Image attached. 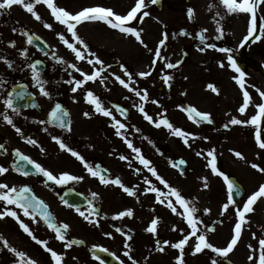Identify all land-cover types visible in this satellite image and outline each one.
Returning <instances> with one entry per match:
<instances>
[{
	"label": "rangeland",
	"instance_id": "rangeland-1",
	"mask_svg": "<svg viewBox=\"0 0 264 264\" xmlns=\"http://www.w3.org/2000/svg\"><path fill=\"white\" fill-rule=\"evenodd\" d=\"M54 2L58 7H62L72 14H76L91 4L102 3L112 8L115 13L122 15L135 4V0H54ZM145 3H148V0H145ZM210 6L212 7L210 8ZM189 7L195 9V17L192 23L187 19V9ZM146 10L150 12V15L145 17L142 23L139 22V17L137 21L132 22V26L143 29L142 37L145 43H147L150 48L155 49L158 41L162 38V33L166 32L169 38L167 46L162 49V55L167 57L170 62L175 63L177 60H180L182 51H186L189 54L181 66L175 69H165V72L173 77L171 87L165 86L161 79V62L157 63L150 77L140 78L136 76V73L140 71L149 70L153 53H150L144 48L133 36L121 33L118 30L114 31V29L100 21L98 23L83 22L77 26L79 36L88 43L90 50L95 52L105 62V66L110 65L111 67L106 68L103 74L107 76V80H105L103 84L97 80L96 82H88L81 88V90H83L80 92L81 99L85 101V90H92L95 94H101L102 99H118L130 109L131 119L124 122L129 126L124 134L128 139L132 140L136 147L141 148L143 155L152 161L158 173L166 178L171 186L177 188L186 199L194 200V203L200 210L198 213L200 219L204 221L205 225L214 224L215 226V231L212 233L207 232L204 226H200L202 230L206 232L209 242L213 243L215 246L224 247L233 234L231 226L234 219L231 208L224 216L220 215L222 204L225 203L227 199L224 179L222 176L214 174L211 170H207V160H205L203 155L197 156L196 153H206L210 149H215V154L219 157L218 168L222 169V172L227 175H236L246 187L247 193L250 191L253 184L254 186L252 188L264 177V173L260 171L257 173V170L251 171L250 167L246 168L244 166L257 163L261 167H264V150L257 147V145L254 144L255 142L253 143V141H256L255 135L250 131L251 128H255L254 126L248 124L249 132L243 137L235 134V128L233 129L232 127H239L244 124L230 125L231 133L218 136L209 128L189 120L186 111L183 109L184 105L188 104L200 111L208 112L218 125L228 123L233 116L246 121L249 120L251 116L255 115L257 109L255 105L260 103L257 100H254L252 106L250 107L249 105L245 113L241 114L238 112L240 106L236 107L237 104L229 102L222 97L220 99L222 94L226 95L227 98H232L236 92L234 87L230 86L227 81L228 72L220 70L229 69L226 61L227 54L213 49H208L204 53L197 50V45L200 44L197 33L202 29H208L205 34L208 38V43H215L218 48L226 46V48L233 49L234 52V49L237 48V45L241 43L243 37L247 34L250 16L246 13L228 14L224 6L217 0H188L187 3L185 0H162L160 9H156L154 5L149 4ZM36 11L40 14L41 20H36L30 13H27L21 5H13L9 9L0 10V56L13 60L18 66H23L24 64L23 58L18 54L19 49L27 47L31 59L32 56H38L33 48L26 44L25 36L21 34V27H27L39 34L51 46V50L55 51L59 57H62L68 63L77 64L84 72L90 73L92 71V66L86 61H77L74 54L59 40L57 33H64L65 36L70 39V33L67 32L66 26L54 19L51 10L48 9L45 4L41 3L36 5ZM217 12L220 13L219 16L216 15ZM213 17L219 20L220 24L223 26L224 36L220 40L214 39L217 35V24ZM260 17H264V5L258 10L257 20H259ZM45 23L51 24L53 27L48 29L44 27ZM13 28H16L18 31L14 33L12 31ZM181 29H185L188 33H191V35H179ZM173 33L176 34L175 38H173ZM10 41L16 42L15 48L9 46ZM259 43L262 44V50L264 51V37ZM234 58L236 61H239V59H237L238 57ZM46 60L47 69L44 75L45 78L51 82L47 85V88H50V85L60 84L66 87L64 89L71 92V85L64 83V81L70 78L68 72H71L73 77L82 79L80 73L72 69H68V72H65L62 70V66L57 65L54 60L48 58ZM221 60L225 62L224 68L218 65V61ZM121 64L133 74L135 80L133 87L148 90L149 100L145 103V110L148 114L153 116L154 120L166 117L175 127H180L187 132L194 133L196 138L189 140L191 147L185 145L181 137L173 135L166 127L161 126L157 128L152 123H149L144 119L138 109L133 106L134 104L140 103L139 98L116 82L111 75L115 73L127 79L120 67ZM66 66L67 65H64L63 67ZM57 68L59 72L55 71ZM213 69L218 71H214ZM0 74L12 80L25 79L29 83H33L30 70H9L2 61H0ZM185 77H187V79H185ZM210 83L218 89L219 94L212 92V90L207 87ZM228 91H230V93ZM125 97H128V99H125ZM0 99H3V97L0 96ZM216 99H220L222 102L218 103L215 101ZM152 100L159 101V105L153 104L151 102ZM178 105H182L183 109L178 107ZM161 113H163V117ZM215 116L219 117L215 118ZM133 125L135 128L140 129V131L136 132L132 127ZM262 130L264 133V124ZM108 137H110L108 134L104 135L97 141H101L103 143V148L110 152L109 146L105 145V141H107ZM145 137H147V139H145ZM204 137H208V139L205 140ZM245 137L247 140L242 141L241 138L243 139ZM149 140L152 141V143H149ZM115 142L118 143L116 147L119 148L118 152L121 155L129 157L131 167H129V161H126L129 170L135 173L136 168H141V173L139 175L135 173L136 177L140 180L139 186L141 194L147 187L143 182V177L145 176L152 180L153 184L160 188L162 192L168 191V189L161 185L155 177H152L146 169H143V166L140 165L136 159L134 160V154L131 153L130 149L127 151V145L124 140L118 138ZM48 147L53 149L52 153L54 155L50 152L46 158L53 160L52 162H56L59 165V173L71 172L73 175L77 176L83 173L85 170L84 165L70 153L61 150L53 141H49ZM76 147L78 148L76 151L80 152L85 159L89 156L90 153L87 152V147H85V145L78 144ZM237 151L242 154L243 158L235 155ZM171 155L184 157L188 161L189 166L193 168L192 173L185 175L178 173L166 160V158ZM203 177H207L209 186L206 189L203 187L204 181L201 179ZM147 195H150L152 199H150V202L145 200L146 202L140 203L139 214L142 218L149 220L148 218L153 216L150 213L157 212L163 213V218L169 217L171 221L170 225H177V231L174 232L171 230V236L173 237L172 241L183 235L179 232V229H185V234L190 231L182 216L173 214L165 205L157 203L154 193H147ZM172 199L173 202H175L174 197ZM126 204L127 203H125V205ZM259 205L263 206L264 203ZM115 208L121 211L126 209L123 207V203L116 205ZM205 208L210 209L208 214L203 213V209ZM178 211H182V209L178 207ZM63 214L65 213L63 212ZM65 215L69 216L68 214ZM249 216L251 219L247 223L248 226L251 228L256 227L254 223V220H256L259 224L258 227L264 229V221L262 217L258 215L257 210L251 212ZM68 218L73 228H76L79 232L84 231V229L81 228L83 220L76 219L75 217L73 218L71 215ZM217 220H221V224H217ZM83 223L86 224L85 222ZM148 223L150 222L148 221ZM87 226L91 227L92 230L95 229L92 225L90 226L88 224ZM256 233V238H264V234L258 235V230ZM190 241L191 242L185 247V263L210 264V260L213 256L208 250H204V252L200 253L203 254L204 257L197 255L192 256L189 254V251H192L194 247L195 238L193 237ZM252 243L253 235L251 231L246 229V231H243L238 245L227 258L234 264H253V262L247 259L248 255L251 254L248 245ZM257 248L258 245L253 246L254 250ZM178 254V250L169 247L167 249L165 264H176L175 257ZM256 255L258 257V253H256ZM78 256L71 264H81L80 258L82 257L80 251ZM143 264H151V260L143 261ZM220 264H222L221 260Z\"/></svg>",
	"mask_w": 264,
	"mask_h": 264
},
{
	"label": "snow or ice",
	"instance_id": "snow-or-ice-1",
	"mask_svg": "<svg viewBox=\"0 0 264 264\" xmlns=\"http://www.w3.org/2000/svg\"><path fill=\"white\" fill-rule=\"evenodd\" d=\"M160 2V0H148V3H145V0H135L134 6L130 8V10L124 14H117L113 11L112 8L109 7H101V6H93V7H85L81 11L77 12L76 14H72L66 9L62 7H58L54 0H0V10H6L11 8L13 5H21L23 9L30 13L36 20H41V16L36 11V5L38 4H45L48 9L51 10V14L56 21L60 24L66 26V30L70 33V39L65 36L64 33H57L59 40L69 49L75 56L77 61H86L89 65L92 66V71L84 72L80 67L77 66L75 63H68L62 57H59L55 51L52 52H44L42 48L36 41H41L42 38L36 35L35 33H30L27 30L21 32L23 36L26 37V44L29 46H35L37 51L43 53V55L50 57L52 60L55 61L57 65L62 66V70L68 72V69H72L77 73H80L82 79H77L72 76L71 72H68L69 79L64 81L71 85L70 91L72 93H77L81 88L84 87L88 82H96L97 80L100 81L101 84L107 80V76H104V72L106 68H110L111 66H105V62L93 51L90 50L88 43L79 36L77 32V26L85 21H101L107 24L110 28L116 29L121 33L130 34L135 38L137 42H139L144 48H146L150 53H153V57L150 63L149 70L140 71L136 73V76L140 78H147L152 75L153 70L158 62L162 63L161 67V79L165 86L171 87V81L173 77L165 72V69H175L179 65L182 64V60H177L175 63L170 62L167 57L162 55V49L167 46L168 41V34L162 33V38L158 41V44L155 49H152L145 43L142 32L143 29H138L135 26H132L133 21H137L139 17V22L142 23L145 17L150 15V12L146 9L148 8L149 4L156 5ZM220 4L224 6L228 14L233 13H246L249 14L250 19L248 22L247 27V34L243 37L240 46L243 47L245 43L251 41H260L262 37H264V17H260L261 23L257 24L258 18V10L264 5V0H220ZM212 6H210L211 8ZM217 16L220 15L219 12L216 14ZM187 17L189 20L194 19L195 17V9L189 7L187 9ZM217 24L216 32L217 35L214 37L216 40H220L224 36L223 26L220 24L219 20H216L213 17ZM44 27L51 29L53 26L51 24L45 23ZM12 31L15 33L18 30L13 28ZM208 29H202L199 33H197V37L200 41V44L197 45V50L201 53H204L208 49H213L219 51L221 53H226V61L227 66L232 69L238 75L232 77V79L239 85L240 89L242 90L243 95V103L239 107L238 112L244 114L246 109L249 108V105L252 103V98L246 89V81L245 76L246 73L241 69L238 65L236 59L232 55L233 49L226 48V47H219L215 43H208L207 42V33ZM181 36H190L191 33H188L185 29H181L179 32ZM176 34L173 33V38H175ZM46 47L48 46L46 42H44ZM202 45V46H201ZM9 46L15 48L16 42L10 41ZM18 54L24 60L23 66H18L15 64L13 60H10L7 57L0 56V61L4 62L9 70H18L24 71L25 69L30 70L31 72V80L33 82V86L36 87L39 93L47 98H51L52 93L48 90L47 85L51 83L48 79L45 78V68L43 67L44 61L41 59H34L32 60L29 56V50L27 47L19 49ZM67 65L66 67H63ZM218 65L221 68L225 67V62L223 60L218 61ZM99 66V67H97ZM121 69L124 72V75L127 79L122 78L120 75H116L112 73L111 75L114 77V80L118 82L121 86L127 89L130 93H133L137 98H139L140 103L134 104L133 106L138 109V111L143 115L144 119L147 120L149 123H152L155 127L160 128L161 126L166 127L169 129L173 135L181 137L185 145L191 147L189 144L190 139H195L196 135L191 132H187L180 127H175L172 122H170L166 117L161 118L159 120H154L153 116L149 115L148 112L145 110V103L149 100V92L147 89H139L133 87L135 84V80L133 78V74L130 73L127 68L124 67L123 64L120 65ZM187 79V77H185ZM8 83L7 78L0 74V89H3L4 86ZM27 85L23 83H18L17 85L13 86L11 90L7 91L6 98L2 100V103L5 106V111L0 112V118L6 122L7 125H10L17 134H19L26 143L30 145H36L40 148L41 152H44L45 149L43 146L40 145V142L36 139L32 138L31 136H25L21 127L17 126L14 122V119L11 115L8 114V110L15 113L16 115L20 114V108L17 105V101L25 100L26 96L32 95L34 97V93L27 92ZM207 87L212 90L214 93H218V89L213 84H208ZM254 87V86H253ZM20 90H17V89ZM256 92L264 101V91H261L259 88H256ZM75 99V97H73ZM128 99V97H125ZM85 101L89 105L93 107L94 112L99 113L105 117H109L113 123L112 127L115 129V135L120 137L124 140L127 148L131 150V153L134 154V158L139 162L140 165L143 166V169H146L148 173L151 174L152 177H155L157 181L161 185H163L167 192H162L160 188L156 187L153 184L152 180L148 179L147 176L143 177V182L147 187L144 189V193H154L155 200L157 203L161 205H165L171 212L175 215L182 216L186 222L187 228L190 229L185 234V229H179V232L182 235L176 242H171L167 239L161 242L160 239H156L155 241V250L159 252L165 251V246H170L173 249L178 250V255L175 257L176 264H185L184 254H185V247L189 244L190 239L193 237L195 238V244L192 248V254L196 255L198 253L204 252V250H209L211 253L214 254V257L211 258L210 264H220V258H227L230 253L238 245V242L241 240L242 237V230L243 226L248 223L246 219V214L251 213L254 211L253 205L256 204L258 199L264 198V184H260L258 189L252 192L250 195L247 196V199L244 201L243 206L240 207L238 202L234 199V194L239 196L241 194L239 186L236 185L233 181L229 179L227 175H225L222 171L219 170L217 167V158L215 155V149H210L206 153L197 152V156L203 155L204 158L207 160V166L211 169L214 174L222 176L224 179L225 184L227 185V199L226 202L222 204V209L220 212L221 216H224L226 212L229 211L230 208L235 209V215L237 220L233 226V234L231 235L230 240L227 242L226 246L218 247L215 246L213 243L209 242V239L206 235V232L202 230L200 226H204L207 232H214L215 226L212 225H205L204 221L200 219L198 215L199 209L197 208L194 200L186 199L178 190L177 188L171 186L169 182L164 178L161 174L158 173L155 166H153L152 161L147 159L143 153L141 148L136 147L131 139L124 134L127 131L128 125L122 122L113 115V111L104 106L101 99L92 91L86 90L85 91ZM153 104L159 105V101L152 100ZM32 107H38L37 104L33 103ZM115 109L119 111L122 116H126L127 109L120 106L114 105ZM178 107L183 109L182 105H178ZM255 107L257 108V114L251 116L249 120H241L237 117L233 116L228 123L224 124V128H229L230 125H241V124H250L255 127V140L258 147L264 150V139H262V129L261 123L262 118H264V102L256 104ZM188 119L192 120L194 123L200 122H207L208 124L213 123V118L210 113L203 112L195 108L194 106H189L186 109ZM166 112V110H165ZM85 117H89L90 113L85 112ZM163 117V113H161ZM70 113L64 109V107L59 103H55L54 107L51 109L50 118L47 123H58L61 129L70 132L71 131V120H70ZM39 124H45L46 121L39 120L37 121ZM136 132H139L140 129L135 128L132 126ZM124 130V131H122ZM43 131L48 132V128L45 127ZM51 139L59 146V148L63 151H67L73 157L78 159L85 167L86 171L92 176L99 179L100 184L102 185H116L118 186L124 193H126L130 197L137 196L136 187H129L126 186L119 177L111 178L106 176L107 170L103 172L99 170L97 166L90 164L85 157L78 151L74 150L70 147L61 136L52 135ZM147 139V137H145ZM205 140L208 137H204ZM149 143L152 141L149 140ZM7 149L3 143H0V154L6 153ZM16 157V161L12 165V170L16 172H20L23 175L27 176L30 173L25 170L27 165H32L35 170V173L38 175H42L47 179V181L54 182L58 185H65L71 181H82L84 179L83 176H77L70 174L69 172H62L59 175L54 174L51 170L45 168L37 161L33 160L29 156H26L22 153L19 149H15L13 153ZM237 157L243 158L240 152H235ZM119 159L122 161H129V167H131V161L128 156L120 155ZM181 164L184 163L183 160L180 161ZM251 167L257 169L261 173H264V167H261L257 163H252ZM10 171L9 167H6L0 164V177L5 176ZM135 173L139 175L141 173V168H136ZM204 183L203 187L206 189L208 188L207 177L201 178ZM138 187V186H137ZM93 198L97 197V193H91ZM174 201L173 202V198ZM0 202H2V210H0V219L5 217H11L16 220L19 224V227L26 233L33 241H35L38 245L43 246L44 250L50 253V258L53 264H63L64 262V253H58L57 251L53 250L51 247H48V242L43 239L37 238L34 235L33 231L30 229L29 225L25 223L19 213H22L24 217H29L34 223L36 222V217L39 215L43 221L47 224L48 228L55 232L56 238L60 241H64V248L70 249L73 245L83 244V241H78L75 239H68L65 235L67 230L69 229V225L67 223H59L57 224L54 215L49 211V205L38 195H36L33 189L28 185H23L17 187L16 185L10 186L9 183L0 182ZM64 204L67 205V201H63ZM71 207V205H69ZM182 209V211H178ZM77 213L83 217L89 223H94L96 226H99V220L95 219L96 209L95 206L89 202L88 205V214H85V211H82L80 208H76ZM210 209L205 208L203 209L204 214H208ZM134 215L133 209L128 208L122 210L115 214L112 219L117 220L124 217H132ZM160 218L154 217L151 219L148 227L145 229L147 233H151L154 236L158 235V224ZM172 231H177V225L173 224L171 226ZM116 232L121 233L125 237L124 248L125 251L123 252V256L127 258L131 264H139V262L133 258L131 255L132 245L129 243L133 239L131 235L127 232H124L121 228L117 227L115 229ZM107 236H111V232L105 233ZM253 237L255 238V233H253ZM0 244H2V248L0 251L6 249L9 253L13 254L15 257L13 264H37V261L28 257L27 254L23 251L18 250L17 248L13 247L7 239H5L2 235H0ZM97 246L93 245V249ZM250 250V255H248L247 259L253 264H264V238L259 239L258 241V248L253 249V246L250 244L248 245ZM101 251H108L106 248H101ZM258 253V257L256 255ZM115 255V254H113ZM73 259H77L73 257ZM116 259L119 261V264H125V260L120 259L119 256H116ZM147 259V257H145Z\"/></svg>",
	"mask_w": 264,
	"mask_h": 264
},
{
	"label": "flooded vegetation",
	"instance_id": "flooded-vegetation-1",
	"mask_svg": "<svg viewBox=\"0 0 264 264\" xmlns=\"http://www.w3.org/2000/svg\"><path fill=\"white\" fill-rule=\"evenodd\" d=\"M262 48L263 47L260 43L253 45V43L247 42L243 47H238V52L235 53V55L240 59L238 65L246 73V89L251 95L252 103L254 100H257L259 95L256 94V88L264 91V51ZM213 70L218 71L216 69ZM220 70L228 72L227 81L229 85L234 87L236 90L232 98H227L226 95L222 94L220 99L222 97L229 102L237 104L236 107L241 106L243 103L242 90L232 79L236 73L230 68L228 70L227 68ZM55 71H57V69ZM7 80L8 83L3 89H0L4 98H6V93L9 91L12 84L11 79L7 78ZM28 88L35 94L34 98L38 107L32 110L20 109L19 115H16L11 112V110H8V114L13 117L16 125L21 127L24 135L31 136L39 141L45 151L41 152L38 146L26 143V141L19 134H17L10 125H7L6 122L0 118V143H3L7 149L6 153L0 154V164L9 167L10 169L5 176L0 177V182H6L9 183L10 186L16 185L17 187L23 185L30 186L34 193L49 205V208L58 223L63 222L70 226L66 237L71 239L75 236H81L88 242V244L77 246L73 245L70 249H65V242L58 240L55 232L49 229L42 221H39V219L36 218V222L34 223L29 217H24L22 213H19L18 211V215H20L21 219L29 225L30 229L33 231L34 235L37 236V238L48 242V247H51L53 250L60 249L61 253H64L65 259L63 264L73 263L76 260H74L73 257H77L79 251L82 257L80 258V262L82 264L90 263L92 260L90 256L91 246H93L91 245L92 243H96L100 247L106 248L109 252L115 254V257L119 256L120 259L125 260V264H131V262L123 256V252L125 251V237L121 233L115 231L117 227L121 228L124 232H127L133 237V239L129 241L132 245L131 255L139 262V264H143V261L148 260H151V262H166L168 246H165L164 252L156 251L155 241L156 239H160L161 242L165 239L171 241V221L169 217L163 218V213H150L153 216L149 217V220L140 216V203L146 202L145 200L150 202L152 197L144 192L141 194L139 178L136 177L135 173H132L129 170L127 162L123 163L119 159L116 148L118 143L115 142V140H118L119 137L115 135V129L111 126L113 121L109 117H105L94 112L91 105H85L83 101L76 98L74 93H70L67 90H60L59 85L50 91L52 93L51 98L42 96L38 89L33 86V83H28ZM228 92L230 93V91ZM72 94L75 99H69L72 98ZM96 95L101 99L104 106L110 107L113 113H115L114 116L116 119L123 122L115 110L109 105V100H107V98L102 99L101 94L96 93ZM3 99H0V112L5 111V106L2 103ZM220 99H216L215 101L220 103L222 102ZM57 102H59L64 109L70 113V132L61 131L47 123L48 114ZM116 102L119 103L118 100H116ZM252 103L250 104V107L252 106ZM85 112H89L90 116L85 117ZM218 117L219 116H215V118ZM130 119L131 117H129L127 121ZM39 120H44L46 123L43 125L39 124L37 122ZM213 123L215 127H219V125H216L214 121ZM45 127L48 128V132L43 131ZM203 127L209 128L215 135L218 136L227 134V132L214 131L209 125H205ZM232 128H235V134L245 136L247 134V125L245 124L243 126L241 125L239 127ZM107 134L110 137H108L107 141H105V145L109 146L110 152L103 148V143L101 141L97 143V140L100 137ZM51 135L61 136L71 147L78 144L85 145V147H87V151L90 153L87 161L94 166L98 164L102 172L104 169L107 170V173H105L106 176L111 178L119 177L126 186L136 187L139 200H137L136 197L128 196L116 185L100 184L99 179L92 177L87 171L78 175L84 177L82 181H71L65 185H58L54 182L47 181V179L42 175L36 174L34 169L29 172L30 174L27 176L12 170V165L16 161V157L13 153L15 149H19L26 156H29L33 160L37 161L45 168L51 170L54 174L59 175V165L56 162H50L43 157L47 149L44 147V137L48 138ZM68 188H73L82 192L88 199L91 200L96 211L99 213V215L95 216V218L99 219V233L92 232L91 229L84 227V225L81 226V228L85 229L83 232H79L76 228H73L68 217L71 215V217L74 218V215L79 214L76 210L65 206L59 199L61 193ZM93 192L97 193L96 198L92 197L91 193ZM261 200H264V198L258 199L257 202ZM120 203H123V207L126 209H133L134 215L130 218L124 217L117 220L112 219L115 214L121 211L115 208V206ZM125 203L127 204L125 205ZM0 205H2V202H0ZM0 210H2V207H0ZM81 210L85 211L86 215L88 214V207H83ZM63 212L69 216L63 214ZM154 217L160 218L158 224V235L156 236L145 231L149 225L148 221L150 222ZM89 224L92 225V223ZM107 232H111L112 235H105ZM0 235L7 239L13 247L25 252L28 257L36 260L37 264H52V261L50 260V253L46 252L43 246L38 245L31 239V237L24 233L19 227L18 222L13 218L5 217L0 219ZM0 248H2V244H0ZM145 257H147V259H145ZM14 259L15 257L13 254L9 253L6 249L0 251V264H13Z\"/></svg>",
	"mask_w": 264,
	"mask_h": 264
},
{
	"label": "water",
	"instance_id": "water-1",
	"mask_svg": "<svg viewBox=\"0 0 264 264\" xmlns=\"http://www.w3.org/2000/svg\"><path fill=\"white\" fill-rule=\"evenodd\" d=\"M36 44H38L39 46H40V48H42L43 50H44V52H46L47 50H48V47H46L45 46V44H44V42L41 40V41H36L35 42ZM35 47V46H34ZM36 48V47H35ZM186 56V54H184V57ZM17 90H20L19 88L17 89ZM28 100V98H25V100H21V101H17L16 103H19V104H22V103H24V102H26ZM29 101H30V99H29ZM188 108V107H187ZM123 117H127V114H126V116H123ZM58 124V123H57ZM180 159H176V160H173V161H171L173 164H175L179 169H180V171H182L183 172V170H184V168H185V162L183 163V164H181L180 163ZM231 181H233L236 185H238L239 186V189H240V192H242V190H241V186L235 181V180H233V179H230ZM240 196L241 195H239V196H237V195H235L234 194V199L237 201L239 198H240ZM78 198V197H77ZM79 199V198H78ZM66 200V199H65ZM71 200V198L69 197V201L68 200H66L70 205H72V206H76V207H79L81 204H82V201H79L78 203H74L73 201H70ZM94 254L96 255V257L98 258V259H104V255H106V254H104L101 250H95L94 251ZM109 264H116V263H114V261L113 260H110L109 261ZM225 264H231V263H229V262H227V261H225Z\"/></svg>",
	"mask_w": 264,
	"mask_h": 264
}]
</instances>
